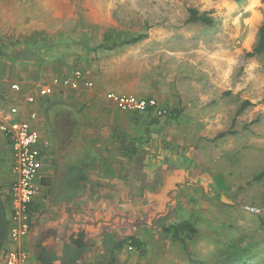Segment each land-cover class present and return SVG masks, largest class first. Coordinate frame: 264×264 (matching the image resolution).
Segmentation results:
<instances>
[{
    "label": "rangeland",
    "instance_id": "374dc122",
    "mask_svg": "<svg viewBox=\"0 0 264 264\" xmlns=\"http://www.w3.org/2000/svg\"><path fill=\"white\" fill-rule=\"evenodd\" d=\"M0 1L5 3H0V27L5 29L13 24L6 22L4 13L20 14L25 0ZM29 1L34 2L30 6L34 11L25 10L20 16L34 15L28 24L33 23L34 30L51 24L56 25L55 31L77 16L83 26L97 27V35L100 27L110 30L114 43L72 45L95 57L55 61L64 74L90 68L94 61L101 65L109 61L104 66L111 67L115 76L124 75L118 76L123 81L127 75L131 78L122 87L162 92L168 99L175 97L181 109L177 119H164L160 129L168 137L163 146L176 160L168 159L167 170L154 177L167 178V184L174 187L166 195L149 194L137 206L141 211L135 217L140 222L133 230L139 244L135 247L132 240L125 241L128 253L120 264H264V179L254 180L264 172V54L248 57L264 24V0L239 4L234 0H27L25 5ZM191 10L207 14L214 26L189 22ZM142 34L148 39L129 44ZM2 39L5 56L0 57V80L21 86L13 73L31 72L30 62L20 60L16 49L22 40ZM104 47L116 49L99 51ZM29 79L27 91L15 102L21 110L15 116L18 119L26 92L38 91L42 85ZM42 99L46 116L52 101ZM245 103L248 107L239 113ZM165 108L169 114L171 107ZM61 121L62 117L59 127L67 135L61 137L58 149L84 148V141L70 140L74 123L65 121L63 127ZM147 175L139 174L144 181ZM178 218L197 230L195 235L185 233L184 242L163 232ZM172 219L176 222L168 223Z\"/></svg>",
    "mask_w": 264,
    "mask_h": 264
},
{
    "label": "crops",
    "instance_id": "0c3cea01",
    "mask_svg": "<svg viewBox=\"0 0 264 264\" xmlns=\"http://www.w3.org/2000/svg\"><path fill=\"white\" fill-rule=\"evenodd\" d=\"M26 2L27 0L21 13L28 9L34 11V7H30L34 2L29 1V6L25 5ZM0 3L5 4L4 1ZM20 14L16 13L13 17L11 13L9 16L8 12L4 13L6 22L12 21L13 25L8 24L5 29L0 27V38L5 35V41L1 38L4 42L22 40L16 47L18 55L22 57L16 60L29 61L31 72L13 73L22 82H19L22 88L20 92L12 90L13 83L10 84V81L6 80L5 83L0 80L1 107L16 105L21 92L27 91L25 85L30 82L29 77L33 82L36 80L42 84V87L52 80L46 81L45 77L59 74L55 77L63 78L73 74H64L65 69L61 66L58 68L55 61L95 54L86 49H72V45L93 47L94 44L114 43L110 30L103 31L100 27L97 35L95 31L98 28L83 26V21L78 16L71 17L68 25L64 23L55 31L56 25L51 24H46L43 30L37 31L34 30L33 23L28 25L34 15L24 18ZM146 39L147 35L139 42ZM115 49L104 47L99 51ZM104 65H110V62H104ZM104 65L94 61L90 68H80L79 71L84 74L80 89L60 86L53 95L45 97L52 101L46 109V116L43 111L44 99L38 93L40 87L38 91L26 92L23 110L33 108L38 112L36 126L49 146L45 148L46 158L41 172L42 189L29 209L30 230L19 244L9 237L4 253L0 256V264H3L7 252L18 248L28 254L29 264H101L112 255L116 256L117 264H120V258L128 253L125 241L134 238L133 228L140 222L135 217L141 211L137 206H142L149 194L166 195L167 190L174 187L167 184V178L156 180L154 177L167 170L168 159L176 160L172 152L164 147L163 141L168 139L166 133L160 132L166 118L177 119L181 113L174 102L175 97L173 100V97L168 99L169 96L162 92L126 89L121 83L130 81L131 78L127 75L128 79L123 81L118 76L125 77L124 75L115 76L111 67L105 68ZM87 81L93 82L94 86H84ZM108 93L155 99L162 107L169 105L170 113L157 117L153 112H122L107 100ZM28 96H36L34 105L27 104ZM59 108V111L54 112ZM61 117L63 127L65 121L74 123L72 132L68 135L72 142L84 141V148L79 145L77 148L70 146L58 149L61 137L65 138L67 135L59 127ZM49 128L55 147L50 144ZM10 149L6 138L0 135V184L3 198L7 201L12 229V190L17 176ZM75 167L82 171L83 180L68 179L69 173L77 171ZM141 172L148 174L145 181L139 176ZM176 220L178 223L187 221H181L180 218ZM174 221L172 219V223H168L173 224ZM131 222H134V226ZM79 244L84 247L80 248Z\"/></svg>",
    "mask_w": 264,
    "mask_h": 264
},
{
    "label": "built area",
    "instance_id": "2783aa9c",
    "mask_svg": "<svg viewBox=\"0 0 264 264\" xmlns=\"http://www.w3.org/2000/svg\"><path fill=\"white\" fill-rule=\"evenodd\" d=\"M84 74L74 72L68 77H55L39 88L41 98L49 97L55 93L57 87L63 86L74 90L81 88ZM84 86L92 88L93 82L87 81ZM19 84H13L12 90L21 91ZM107 100L113 102L122 112H153L157 117L168 115V110L159 105L155 99L138 98L133 95H119L108 93ZM36 96H28L27 104L34 105ZM17 105L8 108L0 106V135L4 136L11 147L14 172L17 176L12 190L13 213L11 240L19 244L30 230L29 208L35 198L40 194V180L45 161V148L49 142L45 141L36 126L39 114L36 110L28 112L22 110L21 119L15 116L20 113ZM3 264H29L28 254L21 249H14L4 256Z\"/></svg>",
    "mask_w": 264,
    "mask_h": 264
},
{
    "label": "trees",
    "instance_id": "16d2710c",
    "mask_svg": "<svg viewBox=\"0 0 264 264\" xmlns=\"http://www.w3.org/2000/svg\"><path fill=\"white\" fill-rule=\"evenodd\" d=\"M234 1L238 4L244 2V0H234ZM190 14L191 15L189 18V22L201 23L208 27L214 26V20L211 17H209L207 14L205 13L200 14L197 10H191ZM145 37L146 35H143V34L138 37H135L134 39L129 41V44L137 43L141 41L142 39H144ZM262 54H264V24L260 29L258 43L253 49V51L248 53V57L253 58L255 56H259ZM2 56H4V52L0 48V57ZM248 105H249L248 103H245L240 109L239 113L243 112L248 107ZM225 135L226 133L221 134L219 137H224ZM75 169L77 171H73L72 173H69L68 179H70V181L83 180L84 177H83L82 171L80 169H77V167H75ZM263 179H264V172L256 176L254 180L255 182H261ZM2 190H3L2 185L0 184V256L4 253L5 247L9 241V237L11 234V226H10L11 222H10V216L7 213V201L3 198ZM163 232L166 235H171V237L175 241L184 242V240L182 239L184 238L183 236L185 235V233L188 234V236L195 235L197 233V230L195 229V227L192 226L190 222L185 221L182 223H176L168 227H163ZM130 240H132L133 242L131 246H135V247L138 246L139 243L135 238H130ZM78 246L80 248L84 247V245H81V244H79ZM117 262L118 260L116 256L112 255L108 261L103 262L101 264H117Z\"/></svg>",
    "mask_w": 264,
    "mask_h": 264
},
{
    "label": "water",
    "instance_id": "95a60500",
    "mask_svg": "<svg viewBox=\"0 0 264 264\" xmlns=\"http://www.w3.org/2000/svg\"><path fill=\"white\" fill-rule=\"evenodd\" d=\"M63 109H68V108H66V107H63ZM60 110V108L59 109H57V110H55L54 112H57V111H59ZM75 116H77L76 114H75ZM79 122H80V120H79Z\"/></svg>",
    "mask_w": 264,
    "mask_h": 264
}]
</instances>
